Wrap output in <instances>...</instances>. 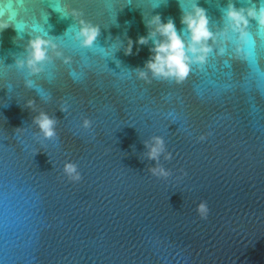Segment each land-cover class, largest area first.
I'll return each instance as SVG.
<instances>
[{
  "label": "water",
  "instance_id": "1",
  "mask_svg": "<svg viewBox=\"0 0 264 264\" xmlns=\"http://www.w3.org/2000/svg\"><path fill=\"white\" fill-rule=\"evenodd\" d=\"M15 2L23 27L0 32V264H264V24L247 16L264 0ZM193 4L211 51L187 53L183 80L154 76L146 65L166 38L150 22L173 19L191 44ZM230 5L246 27H233ZM81 20L100 27L92 47ZM41 35L58 48L33 73L29 41Z\"/></svg>",
  "mask_w": 264,
  "mask_h": 264
},
{
  "label": "clouds",
  "instance_id": "2",
  "mask_svg": "<svg viewBox=\"0 0 264 264\" xmlns=\"http://www.w3.org/2000/svg\"><path fill=\"white\" fill-rule=\"evenodd\" d=\"M23 4H18L15 0H0V32L12 27L19 31L23 25L17 20L19 15L18 9L22 8ZM193 11L185 12L182 23L187 25L188 31L191 33V44L186 45V42L182 35L177 31L175 22L173 19H169L167 23H164L161 16L157 14L150 24L156 26L155 31L151 32V37H155L158 32L166 39L161 41H154L155 48L152 51L155 55L147 62V69L153 73L156 77H176L179 80H183L187 77L190 71L189 63L191 58L187 55L188 52L203 53L204 55L197 56V59L203 61L205 55L211 51L210 47L205 43L207 40L212 39L214 33L209 29V19L207 17L206 10L199 7L198 4H193ZM77 13L73 12V15ZM247 16L257 18L261 24H264V8L257 13L255 8L247 10ZM245 10H237L234 5H230L227 17L233 22L234 28H240L241 25L246 27L249 23ZM81 29L79 37H82V45L84 47H92L97 38L100 35V27L93 25L87 21L81 20ZM134 43L141 45L148 43V37H140L138 41L133 42L129 40V44L126 50V55L132 54ZM196 45H201L199 48ZM30 56L27 61L28 67L33 73H38L42 70L39 66L42 62L49 59L48 49L56 50L58 45L51 39H46L43 35L36 36L29 41ZM57 55L62 53L57 52ZM23 64V62H21ZM141 78H147V72L140 71ZM29 86H31L29 84ZM34 101H29V106H32ZM36 123L40 126L42 132L46 138H51L56 135L55 124L56 121L51 118L47 113L41 112L40 116L36 118ZM91 121H85V127L90 126ZM203 139V138H202ZM163 151V141L156 140L154 146H151L149 153L150 159L158 158L160 152ZM65 172L72 180H80L81 177L77 171V166L68 163L65 166ZM154 172L164 173L163 169L154 170ZM166 175V173H164ZM197 212L202 219H207L210 208L206 201H202L197 206Z\"/></svg>",
  "mask_w": 264,
  "mask_h": 264
}]
</instances>
